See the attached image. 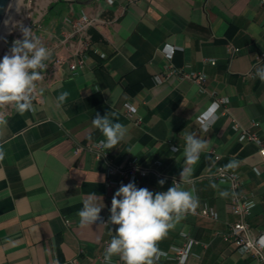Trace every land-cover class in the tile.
I'll return each mask as SVG.
<instances>
[{"label":"crops","instance_id":"1","mask_svg":"<svg viewBox=\"0 0 264 264\" xmlns=\"http://www.w3.org/2000/svg\"><path fill=\"white\" fill-rule=\"evenodd\" d=\"M82 14L102 22L89 31L93 47L85 66L72 72L73 47L66 37L71 21ZM44 18L41 39L51 55L43 79L36 82L33 110L21 115L9 105L0 112L7 120L0 126V264H105L106 244L118 227L108 223L109 210L120 186L106 185V163L88 149L104 139L92 123L97 113L127 127L125 139L106 149L110 160L127 167L138 159L150 172L135 185L154 193L180 182L187 134L207 141L191 165L190 183L179 184L193 191L198 207L158 242L161 251L174 254L185 232L197 241L185 264H262L216 235L238 218L231 209L233 190L215 173L218 164L236 162L228 168L240 176L239 192L256 202L249 223L255 234L264 230V156L258 145L241 143L233 130L238 124L264 142V81L256 75L264 69V59H259L264 55V4L57 0ZM169 45L175 49L171 58ZM63 57L69 61L58 64ZM171 65L204 72L205 92L188 80L158 84L155 76ZM65 91L69 96L59 103ZM222 98L228 103L220 105L209 130L202 131L197 117ZM127 103L136 109L135 117L126 113ZM79 147L83 149L77 151ZM224 192L227 196H221ZM90 193L103 198L100 217L106 223L81 227L78 211ZM205 207L219 218L196 214ZM112 260L123 264L118 256ZM176 263L166 258L157 262Z\"/></svg>","mask_w":264,"mask_h":264},{"label":"clouds","instance_id":"2","mask_svg":"<svg viewBox=\"0 0 264 264\" xmlns=\"http://www.w3.org/2000/svg\"><path fill=\"white\" fill-rule=\"evenodd\" d=\"M23 38L14 40L8 53L0 59V108L9 105L23 115L33 110V94L36 82L43 79L42 71L47 68L45 61L50 59V50L39 38L32 35L29 28L22 29ZM169 49L171 46H167ZM256 75L264 81V69H258ZM69 93L62 92L57 98L59 103L66 101ZM219 105L213 103L197 117L201 130L207 132L214 122V114ZM104 139L98 146L113 149L127 134V127L120 122H113L108 115L96 114L92 121ZM7 120L0 113V126H6ZM207 147V141L198 139L194 134L185 136L184 164L180 172V182L190 183L188 177L191 165H194ZM4 151L0 146V160ZM231 162L228 167H235ZM179 183L173 182L166 191L152 192L147 188H138L134 182L122 184L111 200L108 223L117 225L115 234L105 249V264H111L113 256H118L123 264H157L161 256L166 255L158 247L170 230L175 228L184 216L198 207L199 200L193 191L184 190ZM158 184L162 187L165 180ZM227 196V193H221ZM103 198L95 193L87 195L78 211L79 224L88 227L101 219V210L105 207ZM258 244L264 247V236Z\"/></svg>","mask_w":264,"mask_h":264},{"label":"built area","instance_id":"3","mask_svg":"<svg viewBox=\"0 0 264 264\" xmlns=\"http://www.w3.org/2000/svg\"><path fill=\"white\" fill-rule=\"evenodd\" d=\"M259 1L261 4H264V0ZM100 22H102V20L99 17H91L86 14H82L78 20L73 22L71 21L72 30L67 35L66 41H70L71 46L73 47V61L69 63V67L72 72H76L85 66L87 52L93 47V41L89 31ZM166 51L167 56L171 58L175 49H166ZM101 56L105 58V55ZM259 59L263 60L264 55H262ZM66 61L69 60L64 57L57 59L58 64ZM212 64H215V61H212ZM155 80L158 84H164L171 80H188L199 87L200 93H204L206 90L205 84L207 81V75L202 71L196 72L186 69L185 67L176 68L171 65L163 74L156 75ZM226 103H228V99L224 98L216 101V104H218L219 107L221 104ZM125 111L130 117H135L136 115V109L129 103L125 104ZM136 121V123H140L139 119ZM233 130L238 133V139L241 143H253L258 145L262 155L264 156V142L256 133L242 129L238 124L233 126ZM98 145L99 142L88 147V149L95 151L98 158L104 160L106 163V185L108 187L121 186L122 184H128L130 182L136 183L139 179H143L148 176L150 171L143 167L138 159H133L127 167H120L110 160L106 149ZM82 149V147H79L77 151H81ZM174 150L176 149L174 148ZM214 159L216 162H220L221 156L214 154ZM215 177L220 183L228 184L233 190L231 209L232 213L238 218L237 221L230 226L228 231L223 233L218 232L216 235L234 243L236 248L241 253L250 254L264 264V247H260L258 244L260 237L264 236V230L255 234L249 223V218L256 206L255 200L239 192L241 181L237 172L231 171L224 165L218 164L216 167ZM176 182L178 183V181ZM196 214L212 220H217L219 218L218 213L208 207L196 212ZM99 221L106 223V220L103 218ZM180 236L183 239L182 246L180 248H174V254L162 251L166 255L161 256L158 261L162 258L174 259L177 262L176 264H185L188 261L189 257L193 254L192 249L197 241L185 232H182ZM107 245L108 243L106 244V247ZM102 260L104 261V257ZM111 264H116V262L111 260Z\"/></svg>","mask_w":264,"mask_h":264},{"label":"rangeland","instance_id":"4","mask_svg":"<svg viewBox=\"0 0 264 264\" xmlns=\"http://www.w3.org/2000/svg\"><path fill=\"white\" fill-rule=\"evenodd\" d=\"M57 0H14L13 4L17 3L18 15L10 22V29L2 38V49L0 51V59L9 52L14 40L22 39L23 28L32 30V35L39 38L44 45L41 35L43 27V18L48 12L50 5L55 4ZM13 5L10 13L12 12ZM9 13V14H10ZM11 37H13L11 39ZM46 47V45H44ZM4 108H0L3 110Z\"/></svg>","mask_w":264,"mask_h":264},{"label":"bare ground","instance_id":"5","mask_svg":"<svg viewBox=\"0 0 264 264\" xmlns=\"http://www.w3.org/2000/svg\"><path fill=\"white\" fill-rule=\"evenodd\" d=\"M18 8H17V3L13 4V9L12 12L8 15V18L6 19V21L3 23V25L0 27V51L2 49V38L5 35V33L7 31H9L10 29V22L11 20L18 15Z\"/></svg>","mask_w":264,"mask_h":264},{"label":"water","instance_id":"6","mask_svg":"<svg viewBox=\"0 0 264 264\" xmlns=\"http://www.w3.org/2000/svg\"><path fill=\"white\" fill-rule=\"evenodd\" d=\"M14 0H0V27L8 18Z\"/></svg>","mask_w":264,"mask_h":264},{"label":"trees","instance_id":"7","mask_svg":"<svg viewBox=\"0 0 264 264\" xmlns=\"http://www.w3.org/2000/svg\"><path fill=\"white\" fill-rule=\"evenodd\" d=\"M55 5H56V3L55 4H52V5H50V7H49V9H48V12L49 11H51V9H53L54 7H55ZM44 20H45V18H44ZM13 37H11V39H12Z\"/></svg>","mask_w":264,"mask_h":264}]
</instances>
